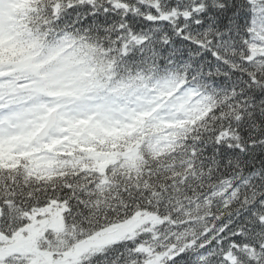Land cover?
Segmentation results:
<instances>
[{
  "label": "snow or ice",
  "instance_id": "snow-or-ice-1",
  "mask_svg": "<svg viewBox=\"0 0 264 264\" xmlns=\"http://www.w3.org/2000/svg\"><path fill=\"white\" fill-rule=\"evenodd\" d=\"M0 264H264V0H0Z\"/></svg>",
  "mask_w": 264,
  "mask_h": 264
}]
</instances>
